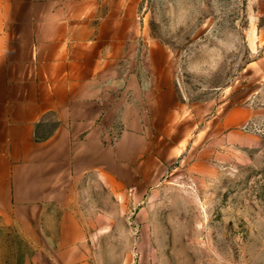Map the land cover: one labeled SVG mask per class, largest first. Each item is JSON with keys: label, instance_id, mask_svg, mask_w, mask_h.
Instances as JSON below:
<instances>
[{"label": "rangeland", "instance_id": "obj_1", "mask_svg": "<svg viewBox=\"0 0 264 264\" xmlns=\"http://www.w3.org/2000/svg\"><path fill=\"white\" fill-rule=\"evenodd\" d=\"M138 14L130 64L156 103L145 153L115 169L129 183L83 186V207L115 213L101 254L264 264V0H140ZM46 234L0 219V264H46Z\"/></svg>", "mask_w": 264, "mask_h": 264}, {"label": "crops", "instance_id": "obj_2", "mask_svg": "<svg viewBox=\"0 0 264 264\" xmlns=\"http://www.w3.org/2000/svg\"><path fill=\"white\" fill-rule=\"evenodd\" d=\"M139 4L0 0V219L47 233L46 264L111 262L101 249L115 213L83 207L81 192L129 183L115 169L146 151L144 109L156 91L147 99L130 64Z\"/></svg>", "mask_w": 264, "mask_h": 264}]
</instances>
